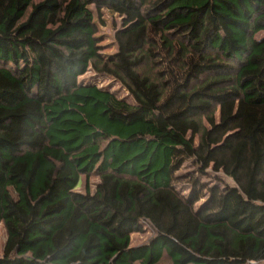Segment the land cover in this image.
I'll return each instance as SVG.
<instances>
[{
	"label": "trees",
	"instance_id": "1",
	"mask_svg": "<svg viewBox=\"0 0 264 264\" xmlns=\"http://www.w3.org/2000/svg\"><path fill=\"white\" fill-rule=\"evenodd\" d=\"M92 5L142 16L112 56ZM0 225V264H264V0H0Z\"/></svg>",
	"mask_w": 264,
	"mask_h": 264
},
{
	"label": "rangeland",
	"instance_id": "2",
	"mask_svg": "<svg viewBox=\"0 0 264 264\" xmlns=\"http://www.w3.org/2000/svg\"><path fill=\"white\" fill-rule=\"evenodd\" d=\"M95 14V23L97 25V31L95 32V45L97 52L99 54L105 56H112L116 52V43H115V34L117 31L125 28L126 26L142 20V16L139 13H135L132 11H128L126 9H112L108 7H96L94 5L91 6ZM84 77H89L85 80H90L91 78H95L97 84L106 86L111 91L120 97H127V94L119 82L114 81L109 78H97L95 73L92 71H88ZM97 78V79H96ZM194 172V166L188 162L180 171L181 174H189ZM196 173V172H195ZM211 176L206 178L207 183L209 185H224L225 182L231 183L230 179L224 177L220 174L216 175L212 171H210ZM217 176L220 177L221 180H217ZM92 180L96 181L97 178L93 177ZM221 183V184H220ZM184 191H187V188H183ZM206 198H202L201 202H204ZM152 235L150 230H145L143 232H135L132 235L131 244L137 245L140 243L146 242L149 237ZM6 240V231L3 225H0V255L3 254L4 244Z\"/></svg>",
	"mask_w": 264,
	"mask_h": 264
}]
</instances>
